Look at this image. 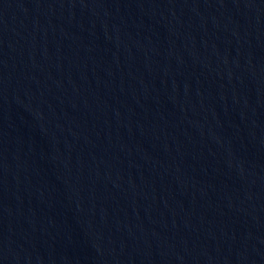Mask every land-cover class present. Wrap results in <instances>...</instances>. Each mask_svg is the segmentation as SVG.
Returning <instances> with one entry per match:
<instances>
[{"label": "water", "instance_id": "obj_1", "mask_svg": "<svg viewBox=\"0 0 264 264\" xmlns=\"http://www.w3.org/2000/svg\"><path fill=\"white\" fill-rule=\"evenodd\" d=\"M0 264H264V109L214 0H0Z\"/></svg>", "mask_w": 264, "mask_h": 264}]
</instances>
